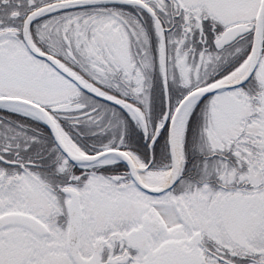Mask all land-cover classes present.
<instances>
[{"label": "snow or ice", "instance_id": "snow-or-ice-1", "mask_svg": "<svg viewBox=\"0 0 264 264\" xmlns=\"http://www.w3.org/2000/svg\"><path fill=\"white\" fill-rule=\"evenodd\" d=\"M0 264H264V0H0Z\"/></svg>", "mask_w": 264, "mask_h": 264}]
</instances>
